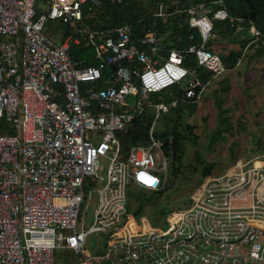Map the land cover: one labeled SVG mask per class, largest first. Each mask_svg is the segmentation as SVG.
<instances>
[{"label": "built area", "instance_id": "built-area-1", "mask_svg": "<svg viewBox=\"0 0 264 264\" xmlns=\"http://www.w3.org/2000/svg\"><path fill=\"white\" fill-rule=\"evenodd\" d=\"M127 1L0 0V264H264L263 150L204 177L158 225L128 210L130 185L158 190L169 177L154 129L178 100L153 102L151 93L183 80L181 100H199L209 83L199 69L211 78L227 70L207 46L213 21L244 26L224 0L182 4L189 39L197 34L199 42L179 50L154 29L141 32L139 46L131 23L96 28L83 19L84 9ZM171 13L160 4L153 17ZM53 20L73 26L59 42L46 30ZM248 30L246 47L261 36L253 24ZM81 41L97 64L71 60L70 44ZM108 65L115 70L106 85L84 87ZM150 105L148 143L132 145L122 159L116 133ZM100 157L109 160L104 174ZM91 235L97 241L89 248ZM61 250L76 258L56 256Z\"/></svg>", "mask_w": 264, "mask_h": 264}, {"label": "trees", "instance_id": "trees-1", "mask_svg": "<svg viewBox=\"0 0 264 264\" xmlns=\"http://www.w3.org/2000/svg\"><path fill=\"white\" fill-rule=\"evenodd\" d=\"M196 1L201 0H128L126 3L119 5L101 3L99 5H94L90 10L84 9L83 19L90 27L96 28L131 23V41L136 42L139 46H141L139 41L141 32L154 29L157 36L160 37L164 43H167L169 48L183 50L192 43H198L199 38L196 34L195 39H189L191 30L185 22L187 13L177 10L181 8L182 4L190 5ZM160 4L165 9V12L172 13L165 17H153V13L156 12ZM224 6L229 15L243 19L242 25L244 29L238 30L236 25L231 26L228 20H214L213 28L215 35L209 40L207 46L221 56L227 70H229L240 64V62L237 63L238 59H240V61L243 60L248 50L244 48L252 37L239 41L240 47L238 48L226 46L219 48L217 43H219V40H224V38H227L230 42L236 43L237 37L240 35L239 32L248 30L249 26L253 24L255 28L260 31L261 36L256 43L251 42L247 48H251L255 44H258V48L261 50L264 49V0H224ZM47 23L49 27L46 29L47 33L54 37L57 42L62 40V38L73 29L72 24L63 23L59 20L48 21ZM68 54L77 66L97 64L93 47L86 45L84 41H81L79 44L71 43ZM185 62L190 66H196V58L191 54L186 53ZM114 70L115 65H108L102 72L100 79L88 82L84 87L97 88L106 85V81L111 78V75L113 76ZM199 77L201 81H206L207 79H211V73L200 68ZM184 86L185 83L183 80L177 81L160 91L152 92L150 98L153 102H168L173 98L178 100L177 103L170 106L167 111L160 112L157 120H160L162 117V124L158 128L155 126L154 136L162 143V151L168 160L170 179L179 178L184 181L190 180L192 182L190 187L193 190L204 177L209 174L224 171L228 166L225 165L221 168L222 170L218 169V171H216L214 163L204 158L201 153H197L200 141L195 132L194 124L189 121V116L199 103V100L191 101L192 99H187L182 101L181 97L184 95ZM228 88V86H224L221 90L227 91ZM201 97L202 94L200 99ZM214 104L218 111V130L227 131L226 133H231L232 129L237 130V128L244 131L247 130V119H245L242 114L237 117L236 122L232 123L229 121L228 115H226L228 108L223 107L222 98L215 99ZM154 114V107L152 105L146 106L140 115L116 133L120 142V157L122 159L126 158L128 150L132 145L148 143V129L153 121ZM219 138H221V136L214 135L212 138H209V144H213L219 140ZM188 143L194 144L198 148L196 153L191 157H187L186 149ZM258 146V148L264 149V145ZM234 160H236V158ZM166 185L167 183L164 188L158 190L143 189L142 193L140 192L141 188L139 189L130 185L127 192L126 204L128 210L137 218L140 215H145L144 210H146L145 207L147 204L153 203L155 195L163 192L167 188ZM181 191L182 190H179L178 193ZM142 197L144 199H142ZM187 198H185L184 204L187 203ZM165 213L166 212H163L162 216Z\"/></svg>", "mask_w": 264, "mask_h": 264}, {"label": "rangeland", "instance_id": "rangeland-1", "mask_svg": "<svg viewBox=\"0 0 264 264\" xmlns=\"http://www.w3.org/2000/svg\"><path fill=\"white\" fill-rule=\"evenodd\" d=\"M142 2V1H141ZM48 23L46 25V29H48ZM250 38L252 37V33L249 30H245L243 32V36H247ZM219 48L222 47H232L227 45L223 39L219 43ZM238 48V47H236ZM260 50V48L258 49ZM249 53V52H248ZM250 55V54H249ZM247 57V52H246ZM249 57V56H248ZM244 59V58H243ZM243 61V60H242ZM250 62L249 66L251 68H255L257 62L253 58L248 59V63ZM242 65L238 68H243L245 63L241 62ZM247 63V64H248ZM248 68V67H247ZM238 86H234L233 90L231 86H229V90H221L222 87L227 86L223 81L218 80L215 81L213 86H208L202 97L197 104V106L193 109V112L189 116V121L192 122L195 126V132L199 138L200 145L199 150L196 145L188 143L187 144V157H191L194 153L200 154L208 159L210 162L214 163V168L216 171L222 170L223 166H230L234 161L235 158H241L242 156H247L252 153H255L261 148H258V145H264V140L259 139L256 135H241L242 129L237 128L238 133L236 134L237 130L232 129L231 133H226L227 131L218 130L219 123L217 122L218 111L214 104V100L217 98H222L223 100V107L228 108L227 114L230 122H236L237 117L246 111L256 112L254 105L250 107V98L248 97V87L246 86V81L240 82L236 80ZM234 83V84H235ZM230 92V93H229ZM262 99L263 97H259ZM130 103H132V99H130ZM134 100V99H133ZM264 100V99H263ZM264 107V105H263ZM264 116H260L257 112L256 115H252V117L245 116V119H251L249 122L247 121V128L248 126H255V122L252 118H256L259 121ZM162 124V117L160 120L158 119L155 126L157 128ZM216 129V130H215ZM235 133V134H234ZM221 136L219 140L214 142L213 144H209V138L213 136ZM262 137V135H260ZM264 151V149H261ZM155 153V152H154ZM233 160V161H232ZM232 161L231 163H229ZM109 160L106 158L100 157V174H104V170L108 165ZM229 163V164H228ZM228 164V165H227ZM160 175V173H159ZM167 188L161 192L160 194H156L154 198V204L150 203L147 204L144 210V213L150 219L151 223L154 225H158L161 223L162 213L167 212L169 210L180 208L184 205L185 198H187L192 191L190 184L192 182L190 180L184 181L179 178L170 179V175L167 180ZM141 189V193H142ZM179 190H182L180 193ZM139 192V193H140ZM142 199H144L142 197ZM91 211V209H89ZM66 232V231H65ZM97 238L94 235H91L87 239V245L90 247L96 244ZM61 255L63 259L67 261H71L76 258V255L71 253L69 250H61L56 251V256Z\"/></svg>", "mask_w": 264, "mask_h": 264}, {"label": "crops", "instance_id": "crops-1", "mask_svg": "<svg viewBox=\"0 0 264 264\" xmlns=\"http://www.w3.org/2000/svg\"><path fill=\"white\" fill-rule=\"evenodd\" d=\"M244 31L239 32L240 35H238L236 43L230 42L227 38H224V41L227 42V45H229V46L240 47L239 41H241L242 39L249 38L248 35L243 36ZM252 43H256V42H252ZM257 46H258V44H255L251 48H247L245 46L244 49L245 50L248 49L246 51L247 57L245 55V57H243L244 58L243 61H240V64L238 66H236L233 69L227 70L225 73L222 74V76L215 77L214 79H212V78L209 79V83L207 85V87L209 85L213 86L212 84H214L215 81L221 80L227 86L230 85L231 89L233 90L234 86H238L237 83H235L236 80H239L240 82L246 81V83H247L246 86L248 87V89H250L247 92L248 97L251 100V102L249 104H250V107L252 105H254L256 112L246 111L245 113H243L244 117L245 116H248V117L251 116L252 117V115H256L257 112L259 113L260 116H264V107H263V105H264V100H263L264 99V49L258 50L259 48ZM250 58H253L255 60V62H257V64L255 65V68L249 67V66H252V65H250V62L248 63V59H250ZM241 62L245 63V65L243 68L240 69L238 67L242 65ZM204 91L202 92V94L204 93ZM259 97H263V98L260 99ZM199 101H200V99H199ZM226 115H228V114L226 113ZM252 119L255 122V126L254 127L248 126L247 130H245V131L240 129L242 131L241 135H246L249 137H250V135H252V136L256 135L257 137L258 136L260 137V138L258 137L259 139L262 138V140H264V117L261 118V119H263L261 121H259L256 118H252ZM249 120H251V119H248L247 121L249 122ZM247 124H250V123H247ZM237 133H238V131H236V134ZM260 135H262V137ZM259 150H261V149H259ZM242 157H244V156H242Z\"/></svg>", "mask_w": 264, "mask_h": 264}]
</instances>
